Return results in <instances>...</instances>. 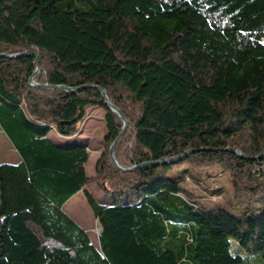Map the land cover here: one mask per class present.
<instances>
[{"label": "trees", "instance_id": "obj_1", "mask_svg": "<svg viewBox=\"0 0 264 264\" xmlns=\"http://www.w3.org/2000/svg\"><path fill=\"white\" fill-rule=\"evenodd\" d=\"M0 126L20 155L0 161V264H264V0H0ZM102 107L105 148L88 175L75 134ZM227 147V148H226ZM194 148L173 162L154 163ZM217 163L232 208L187 196L186 166ZM82 192L95 246L63 209Z\"/></svg>", "mask_w": 264, "mask_h": 264}, {"label": "rangeland", "instance_id": "obj_2", "mask_svg": "<svg viewBox=\"0 0 264 264\" xmlns=\"http://www.w3.org/2000/svg\"><path fill=\"white\" fill-rule=\"evenodd\" d=\"M39 71V70H38ZM38 73V72H37ZM34 82L36 80L32 78ZM105 111L102 107L89 105L85 110V117L80 123L78 135L82 132L87 136L90 145L88 159L85 162L86 172L88 175L95 174V163L97 157L105 148L103 137L106 131L104 119ZM55 129L50 130L49 136L55 142L67 143L65 135L58 133L62 138L56 140L54 133ZM264 156V151L262 152ZM19 158V153L7 138L5 132L0 126V161L16 162ZM186 166L190 172L182 181V186L187 192L189 198L194 199L199 204L205 207H217L226 203L225 207L231 208L234 212H241L244 208H232L228 203L231 199V186L228 173L221 168L217 163L202 164L197 166ZM89 191L94 196L96 201L101 202L111 194L105 192L96 182L87 185ZM109 194V195H107ZM62 209L78 224L84 227L91 242L98 246V235L100 224L98 219L92 213V209L86 201V198L81 190L68 198L63 204Z\"/></svg>", "mask_w": 264, "mask_h": 264}, {"label": "water", "instance_id": "obj_3", "mask_svg": "<svg viewBox=\"0 0 264 264\" xmlns=\"http://www.w3.org/2000/svg\"><path fill=\"white\" fill-rule=\"evenodd\" d=\"M22 54H34L37 57L35 70L33 71L32 75L29 77V84L37 85L39 87H56V88L65 89V90L80 89V88L88 86V85H92V86L97 87L100 90V93H101V95H102V97L104 99V102L107 104V106L109 108H111L112 110H114L123 119V126H122L121 130L118 132V134L116 135V137L114 138V140L111 142V144L109 146V149H108V157H109V160H110L111 164L113 166H115L116 168L120 169V170H126V169H129V168H132V167L140 166V164H133L132 166H128V167L122 166V165H120L118 163V161H117V159L115 157L114 145H115L116 141L121 137V135H122V133H123V131L125 129L126 124H127V119L125 118V116L122 113V111L110 101V99L108 98L107 93H106V91H105V89L103 87H101L99 85H96V84H84V85L77 86V87H71V86H67L65 84L47 83V82H44V83L34 82L32 78H33L34 74H36L38 72V70H39V58H40V54L37 51H35V50L27 49V50H24L22 52L0 53V56H2V57H5V56L15 57V56H19V55H22ZM230 148L232 150H234L235 153H237L238 155H240V156H242L244 158H258V157L262 156V152H263V151H261V152H259L256 155H248V154L243 153L239 148H234V147H230ZM193 149L194 148L187 149L186 151H184L183 153H181V154H179L177 156H173V157H169V158H165V159H161V160H153V162L154 163L173 162V161H176L177 159L181 158L186 153L192 151ZM262 169H263V172H264V160H263V163H262Z\"/></svg>", "mask_w": 264, "mask_h": 264}, {"label": "crops", "instance_id": "obj_4", "mask_svg": "<svg viewBox=\"0 0 264 264\" xmlns=\"http://www.w3.org/2000/svg\"><path fill=\"white\" fill-rule=\"evenodd\" d=\"M52 129H54V128H52ZM52 129H50V130H52ZM80 130V129H79ZM78 130V131H79ZM78 131L75 133V134H73V135H70V136H66L67 138V140H72V141H79L80 143H83V144H85L86 145V149H87V151H88V154H89V149H90V145H89V142H88V140H87V136L85 135V134H83V132H82V134L81 135H78ZM50 132V131H49ZM49 132H48V135H49ZM7 136V135H6ZM54 137L56 138V140H58V141H60L59 139L60 138H62V136H60L57 132H55L54 133ZM8 138V137H7ZM9 139V138H8ZM10 140V139H9ZM88 159V158H87ZM20 160V155H19V158L17 159V161H19ZM16 161V162H17ZM85 164V163H84ZM85 170H86V167H85ZM87 173V172H86ZM83 188H87L88 189V186H83L80 190L82 191V189ZM89 190V189H88ZM79 191V190H78ZM77 191V192H78ZM76 193V192H75ZM74 193V194H75ZM73 194V195H74ZM73 195H71V196H73ZM107 195H109V194H107ZM70 196V197H71ZM69 197V198H70ZM66 202V201H65ZM64 202V203H65ZM103 203H105V204H109L110 202H111V198H110V196H107L105 199H103V201H102ZM63 207V206H62ZM80 225V224H79ZM84 228V227H83ZM85 229V228H84ZM86 230V229H85Z\"/></svg>", "mask_w": 264, "mask_h": 264}]
</instances>
